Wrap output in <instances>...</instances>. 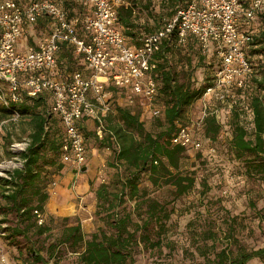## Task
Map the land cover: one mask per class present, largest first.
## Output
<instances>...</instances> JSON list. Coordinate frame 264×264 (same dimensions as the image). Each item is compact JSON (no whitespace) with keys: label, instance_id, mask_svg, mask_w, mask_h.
Returning a JSON list of instances; mask_svg holds the SVG:
<instances>
[{"label":"trees","instance_id":"1","mask_svg":"<svg viewBox=\"0 0 264 264\" xmlns=\"http://www.w3.org/2000/svg\"><path fill=\"white\" fill-rule=\"evenodd\" d=\"M24 1L18 2L26 5L32 0ZM126 1L128 4L118 8L119 24L128 43L134 46H140L144 36L163 29L175 18L178 9L190 2ZM65 5L79 13H87V8L73 0H66ZM45 20L50 23L49 18ZM261 20L264 21V16ZM44 23L43 20L27 25L26 35L30 27L33 30L42 28ZM79 29L85 36L83 28ZM247 54L254 66L248 81L249 104L255 114L253 134L235 118L228 129L232 133L230 146L234 158L244 163L247 174L264 181V34L255 39ZM157 57L159 64L153 75L159 88L156 103L162 110L160 117L152 118L148 127L140 112L117 107L119 124L108 128L118 146L113 145L110 135L103 139L97 137L112 151L108 165L113 172L94 193L98 225L91 234L85 233L79 216H50L39 224L35 214L36 210L45 213L50 198L48 187L64 169L59 160L67 138L61 119L52 111L50 94L24 97L21 103L9 108L0 103V124L16 111L20 114L19 120L9 123L13 126L20 123L29 131L25 151L15 155L6 146L9 157H18L22 166L9 171L10 178H0V217L1 223L6 224L2 230L6 233L5 240L16 246L21 254L18 264H59L70 256L74 264H138L143 251L159 252L161 256L164 249L170 253L177 249V240L172 237L178 201L198 183L197 170L189 166L190 160L195 153L197 160L205 156L203 149L195 151L191 147L173 145L172 138L181 125H189V109L213 85L221 60L214 43L204 52L196 38L191 36L185 44H180L176 33L163 42ZM68 58L70 71L85 69L81 56L75 58L68 54ZM108 89L111 94L118 91L113 86ZM222 128V121L208 114L200 133L195 134L204 144L206 139L217 140ZM9 129L5 124L2 131L8 132L3 134L5 145L12 143L13 133ZM204 180L202 183L208 187ZM164 188L169 191L167 199L153 194ZM207 191L202 193L206 195ZM192 225L190 220L187 226ZM233 237L230 233L227 239ZM232 245L235 244L219 246L212 228L199 232L182 249L185 261L181 264H249L253 260L264 264V246L236 249Z\"/></svg>","mask_w":264,"mask_h":264},{"label":"built area","instance_id":"2","mask_svg":"<svg viewBox=\"0 0 264 264\" xmlns=\"http://www.w3.org/2000/svg\"><path fill=\"white\" fill-rule=\"evenodd\" d=\"M65 1L32 0L22 5L18 0H0V103L9 108L21 103L24 97L37 98L49 93L52 111L61 119L67 138L63 164L75 168L87 164V139L82 131L85 120L95 122L98 138L110 135L113 145L118 146L107 124L113 113L110 86L125 94L131 104H135V97H140L143 111L152 118L160 117L162 110L156 103L159 88L153 73L159 64L157 55L162 44L173 33L180 44L192 36L204 52L209 51L211 43L218 49L221 66L213 85L201 99L204 108L200 124L208 114L222 120L223 109H237L238 121L253 134L255 114L249 104L248 81L254 66L247 49L264 34L261 20L264 0H190L163 29L144 36L140 46L128 43L119 24L118 8L128 4L126 0H73L87 8L84 14L68 8ZM43 18L50 19L48 36L27 51L19 50L25 27ZM80 26L85 36L80 34ZM65 44L81 56L85 71L75 70L67 78L59 79L50 71L57 67L58 54ZM209 96L222 108L210 110ZM19 118L15 111L10 120ZM6 123L0 124V133ZM172 144L195 151L204 148L190 125L179 127ZM27 146L28 142L16 143L12 148L23 152ZM3 164H0V178H10L9 171L1 169ZM35 214L39 224H43L44 213L36 210ZM5 227L0 217V234L4 237Z\"/></svg>","mask_w":264,"mask_h":264},{"label":"rangeland","instance_id":"3","mask_svg":"<svg viewBox=\"0 0 264 264\" xmlns=\"http://www.w3.org/2000/svg\"><path fill=\"white\" fill-rule=\"evenodd\" d=\"M21 1L23 3L25 2L24 0ZM76 11L78 12L77 9ZM38 29V35L41 36L42 39L48 36L49 32H45L47 29ZM71 53H65L63 58L69 59L68 54L71 56ZM68 61L69 60H67V62ZM254 61L256 62V60ZM112 95L114 96L112 100L113 113L107 120L108 126H116L119 124V120L116 117L117 107H126L140 112L142 119L147 122V126H151L152 117L150 114L138 109L141 104L143 105V102L140 104L137 102L135 106L129 103L125 94H120L116 91L115 93L113 92ZM201 118V102L198 100L189 109L188 123L196 134L198 132L200 133V128L202 126V124H200ZM6 121L8 128H10L9 130L13 133L12 143L5 145L6 141L3 134H8V132L0 133V164L4 163L3 167H1L2 170L11 171L21 167V160L18 157L10 158L7 154L6 146H8L11 152L18 155L20 150H13L12 145L28 142L27 138L29 131L25 130L27 126L24 128L20 123L14 126L10 124L16 121ZM83 129L87 139L89 162L91 159H94L96 162L94 165H91L89 162L84 165L93 168L95 172L94 176L91 177L89 175L92 178L89 181L90 188L95 193L98 186L106 180H109L112 176L113 171L108 165L112 159V151L106 149L99 139H97V126L94 123H90L89 127H83ZM231 137V131L222 128L221 134L217 140L212 141L206 139L204 141V153L202 154L205 157L197 160L195 153L190 160L189 166L193 170H197L196 177L198 183L188 195L178 201L175 216L176 226L174 227V236L172 237L177 240V249L172 253L164 249V253L161 256L159 252L153 253L150 251H143L138 257V264H181L185 261L182 249L190 244L194 235L209 230L210 228L217 234L219 246L221 247L230 244V242L235 244L232 246L236 249L239 248V246H245L249 249H257L264 246V181L259 179V177L248 175L244 163L234 158L230 146ZM59 163L63 164L62 156L60 157ZM63 166L64 169L61 174H58L48 187V192L50 194H54L59 183L65 185L62 181L63 178L69 176L71 178L72 176V167L66 164H63ZM84 174H88V169ZM204 178L208 187H205L202 183V179ZM73 182L74 180L72 183ZM206 189L208 191L207 194L204 195L202 192ZM153 194L161 199H167L169 191L167 188H164L162 190H155ZM90 198L91 199L83 205L85 212H89L92 199L96 202L95 197ZM79 200V198L76 200L77 203L79 202L77 210L80 209ZM95 211L92 214V220L97 227L98 221L95 218ZM50 216L58 218L61 215L52 214L46 209L44 213L45 221ZM77 216L79 215H72V218ZM190 220H192L193 225L188 227L187 224ZM230 233H233L234 237L227 239ZM6 245L8 249L17 251V255L15 256L16 259L21 255L16 246L9 245L8 241H6ZM22 255L24 257L26 256L25 249H23ZM186 260L188 261L189 259ZM198 260L202 261L201 259ZM50 264H53V262ZM59 264L74 263L70 256L61 260ZM249 264L262 263L258 260H253Z\"/></svg>","mask_w":264,"mask_h":264},{"label":"crops","instance_id":"4","mask_svg":"<svg viewBox=\"0 0 264 264\" xmlns=\"http://www.w3.org/2000/svg\"><path fill=\"white\" fill-rule=\"evenodd\" d=\"M46 18L41 19L42 22L43 20L45 21L44 26H42V30H46V33L49 32L50 28H51V23H47ZM35 25V24H34ZM33 27H30L29 30L27 31L28 34L26 35V33L24 34V36L20 39L19 43H18V48L21 51H27L29 48L33 47V46H37L41 41L42 38L41 36L38 35V28L36 29H32ZM40 30V31H42ZM42 33V32H40ZM72 52L71 54H74V57L77 58L79 57V55L75 52V49L68 45L65 44L62 47L61 52L58 54V64L57 67L53 70L50 71V74L52 76H55L59 79H65L67 78L73 71H70L68 68V62H67V58H63V55L65 53H69ZM81 60H83L81 58ZM83 62V61H82ZM61 64H64V67L61 66ZM84 64V62L82 63ZM85 65V64H84ZM85 71V69L83 70ZM87 75L89 74L88 72H85ZM131 97V96H130ZM129 98H127L128 100ZM129 101V100H128ZM201 102V113H203V108H204V101L203 100H199ZM139 102L142 103V100L140 97H135V106L136 103ZM215 103V104H214ZM207 104H209L210 110H215L216 108H222L219 106V103L212 97L209 96L207 98ZM138 109L140 111H143V105L141 104ZM236 119H238V113H237V109L235 110H227L225 111L224 109L222 110V123L224 124V128L225 129H229L230 125L232 123V121H234ZM218 121H219V117H217ZM90 123H94L95 122L93 120H85L82 123V127L86 128L89 127ZM89 162V160H88ZM87 162V164H88ZM91 165L96 164L94 159H91L89 162ZM72 167V166H71ZM75 169H80V168H75L72 167V176L70 178L69 177H65L62 179V181L65 183L64 184H60L56 187L54 194H50V198L48 200V203L46 205V209L47 211H49L52 214H57V215H61L62 217H72V215H79L82 225H83V229L85 231V233L87 234H91L94 231H96V226L93 223V212L96 209V202L92 199V203L89 206V212H85V208L83 207V205L85 203H87L89 201V199H91L90 197H94V191L91 190L90 188V184L89 181L90 179H92L91 177L94 176L95 172L93 170V168H90L89 166H87L88 169V174H84V172H77L75 173L74 170ZM82 173V174H81ZM91 177H90V176ZM87 177V178H85ZM74 180V182L72 183V181ZM80 199V209L77 210L78 204L77 203V199ZM91 202V201H90ZM77 211V214H76ZM17 255V251L16 250H10L8 249L7 245H6V241H5V237L2 236L0 234V264H18V259H16Z\"/></svg>","mask_w":264,"mask_h":264},{"label":"water","instance_id":"5","mask_svg":"<svg viewBox=\"0 0 264 264\" xmlns=\"http://www.w3.org/2000/svg\"><path fill=\"white\" fill-rule=\"evenodd\" d=\"M86 170H87V166H83V167H81L80 169H75L74 172H75V173H77V172H79V171H81V172H85Z\"/></svg>","mask_w":264,"mask_h":264}]
</instances>
